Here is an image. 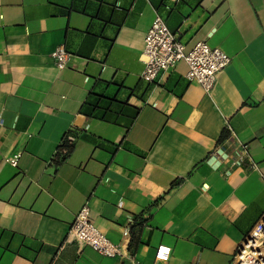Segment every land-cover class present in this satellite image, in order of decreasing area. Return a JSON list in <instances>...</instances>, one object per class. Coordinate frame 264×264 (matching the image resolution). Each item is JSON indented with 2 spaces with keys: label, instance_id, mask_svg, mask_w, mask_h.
I'll list each match as a JSON object with an SVG mask.
<instances>
[{
  "label": "crops",
  "instance_id": "0c3cea01",
  "mask_svg": "<svg viewBox=\"0 0 264 264\" xmlns=\"http://www.w3.org/2000/svg\"><path fill=\"white\" fill-rule=\"evenodd\" d=\"M157 14L229 55L211 91L184 60L141 78ZM237 142L256 168L223 155ZM263 172L264 0H0V264H157L160 243L167 264H231L264 213ZM84 204L121 256L67 239Z\"/></svg>",
  "mask_w": 264,
  "mask_h": 264
},
{
  "label": "built area",
  "instance_id": "2783aa9c",
  "mask_svg": "<svg viewBox=\"0 0 264 264\" xmlns=\"http://www.w3.org/2000/svg\"><path fill=\"white\" fill-rule=\"evenodd\" d=\"M51 55L55 65L63 68L70 60L71 52L65 48L64 44H58ZM141 57L144 67L140 76L145 81L155 80L159 73L173 67L177 61L184 60L187 65L185 77L188 81L199 84L205 92L211 91L218 72L230 61L227 53L218 47L210 46L205 39L196 40L192 45L187 46L169 29L164 18L159 14L155 15L145 32ZM75 139L76 136L73 133H67L58 148V155L67 152L64 143H73ZM221 148L224 156H232L235 165L241 166L247 161L253 168L257 167L244 143L237 142L233 145L231 153H228L223 147ZM19 155L20 152H16L6 157L5 160L12 166H16ZM215 156L214 151L211 158H215ZM261 176L264 181V172ZM123 234L125 236L129 234L128 227L124 228ZM67 239L88 245L106 256H121L123 254L122 244L111 241L94 225L87 204H84L76 213L70 224ZM170 252L169 245L158 244L154 254L157 264H167ZM231 264H264V213L236 247Z\"/></svg>",
  "mask_w": 264,
  "mask_h": 264
},
{
  "label": "trees",
  "instance_id": "16d2710c",
  "mask_svg": "<svg viewBox=\"0 0 264 264\" xmlns=\"http://www.w3.org/2000/svg\"><path fill=\"white\" fill-rule=\"evenodd\" d=\"M64 145L66 146V148H67V152L65 153V154H61V155H59V158L60 159H64V157H66L67 155H68V153H70L71 152V150H72V148H73V143H70V144H66V143H64ZM135 223V222H134ZM135 224H133V225H131V227H130V231H131V229H132V226H134Z\"/></svg>",
  "mask_w": 264,
  "mask_h": 264
}]
</instances>
